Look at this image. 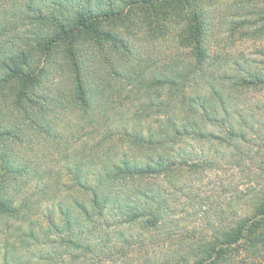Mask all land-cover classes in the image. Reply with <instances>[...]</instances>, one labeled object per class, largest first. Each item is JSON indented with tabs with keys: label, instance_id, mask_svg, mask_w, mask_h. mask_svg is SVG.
<instances>
[{
	"label": "trees",
	"instance_id": "16d2710c",
	"mask_svg": "<svg viewBox=\"0 0 264 264\" xmlns=\"http://www.w3.org/2000/svg\"><path fill=\"white\" fill-rule=\"evenodd\" d=\"M181 1L0 0V264H264V121L248 98L264 70L225 71L194 12L190 60L109 71L80 59L78 37L133 55L105 25ZM241 158L259 184L181 228L185 178L213 169L214 181Z\"/></svg>",
	"mask_w": 264,
	"mask_h": 264
},
{
	"label": "rangeland",
	"instance_id": "374dc122",
	"mask_svg": "<svg viewBox=\"0 0 264 264\" xmlns=\"http://www.w3.org/2000/svg\"><path fill=\"white\" fill-rule=\"evenodd\" d=\"M191 12L205 19L208 18L206 28L211 35L213 34L210 38L213 55L214 58L219 59L218 64L226 65L225 71H231L230 68L237 61L246 62L264 70V0L181 1L163 5L158 14L152 13L148 8H136L131 14L133 27H125L119 23L116 26L106 24L104 28L105 30H120L124 33L133 55L130 56L126 52L124 58L119 59L115 49L101 40L100 46L105 47L109 54L104 57L103 54L100 55L99 43L92 37H78L75 42L83 51L80 59L85 61V56L90 57L88 59L90 64L91 58L103 57L106 60L104 61L105 69L109 71H112V68L110 64L107 65V60L112 66H128L136 61L137 70L162 61L169 65L173 61L190 60L193 52L192 47L186 45L185 34L188 29V20L192 16ZM61 49L63 46H60L57 51ZM63 55L62 53L56 54V58L61 59ZM60 63L63 62L59 61ZM64 71H67L66 66ZM65 73L68 77V73ZM248 98L260 106L258 113L264 121V91H257ZM255 148L257 150L259 145L256 144ZM261 152V156L264 157V149ZM241 159L239 162L237 159L230 162L226 160L219 177L214 181L213 169H207L206 174H200L199 177L197 175V177L185 178L187 183L185 189L174 194L175 199L172 201V212L181 221V228H187V231H190L194 227L203 225L205 220L203 215L211 211L213 202L224 201L243 193L250 186L259 184L258 164L247 158ZM61 166L62 164L59 168Z\"/></svg>",
	"mask_w": 264,
	"mask_h": 264
}]
</instances>
